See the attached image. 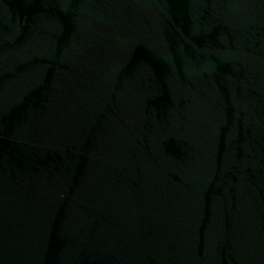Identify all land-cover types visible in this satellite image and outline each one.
<instances>
[{
	"label": "water",
	"instance_id": "95a60500",
	"mask_svg": "<svg viewBox=\"0 0 264 264\" xmlns=\"http://www.w3.org/2000/svg\"><path fill=\"white\" fill-rule=\"evenodd\" d=\"M0 264H264V0H0Z\"/></svg>",
	"mask_w": 264,
	"mask_h": 264
}]
</instances>
